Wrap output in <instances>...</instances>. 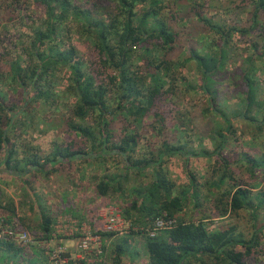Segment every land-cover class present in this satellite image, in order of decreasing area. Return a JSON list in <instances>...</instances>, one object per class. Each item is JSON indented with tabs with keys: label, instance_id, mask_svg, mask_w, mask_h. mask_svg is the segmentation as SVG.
I'll use <instances>...</instances> for the list:
<instances>
[{
	"label": "rangeland",
	"instance_id": "rangeland-1",
	"mask_svg": "<svg viewBox=\"0 0 264 264\" xmlns=\"http://www.w3.org/2000/svg\"><path fill=\"white\" fill-rule=\"evenodd\" d=\"M180 4V10V6L171 7L178 13L176 29L180 39L169 58L174 62L172 75L164 78L165 90L173 89L174 94L157 97V102L165 104L161 119L168 116L165 118L167 125L148 116L142 127L118 120L113 128L118 135L126 127L129 134H137V157L153 156L155 159L165 143H186L188 151L204 148L213 150L214 146L207 135L216 137V133H228L224 151L231 172L236 183L252 190L257 205L256 196L262 192L264 196V126L261 128L259 122L264 114H260L257 108V102H264V56H261L264 53V40L260 28L243 32L252 28L250 14L253 5L242 0H182ZM35 5L33 0H0V56L5 54L0 59V79H4L0 82V101L5 98L8 107L17 102L12 113L16 125L9 134V140L10 144L18 148L20 159L26 157L30 160L45 157L55 144L70 138L64 133H67L70 109L74 104V97L67 92L71 76L67 68L59 67L50 80L52 96L49 104L40 101L30 105L31 109L28 110L21 107L23 102L18 93L19 87L13 84L9 75H5L12 61L20 60L24 65L28 37L33 35L41 19L40 13L35 11ZM165 13L170 16L169 10ZM197 13L210 21L207 23L218 25L226 32L232 30L223 66L213 76V89L217 93L214 111L209 110V99L200 89L202 74L194 52L206 56L208 50L215 49L217 45L223 46L224 40L221 33L213 30L210 24L199 20ZM70 38L84 61L87 60L88 51L77 41V36ZM155 56L162 57L159 53ZM137 62L140 71L145 74L146 63L141 59ZM246 76L253 81L252 89L248 86ZM247 93L256 96V104H253L249 114L246 113ZM33 94V89H29L27 104ZM222 114L232 122L233 127L229 131ZM163 161L164 167L157 164L155 169L162 170L176 183V195L187 193L188 201L183 212L186 219L208 217L207 224L211 229H225L228 224L236 222L246 231H254V221L249 211H244L239 219L229 214L221 217L233 182L228 178L226 183L220 182L225 168L216 158H191L189 173L183 156H169ZM1 170L0 236L16 243L23 251L17 257L11 253L1 255L5 259H1L0 264H115V248L122 243V239L126 240L125 249L128 252L120 257L121 264H149L146 236L149 237L148 230L156 226L155 223L141 226L134 221L136 219L139 222L140 217L135 218L133 214L136 212L133 213L129 207L139 198L129 189H140L151 184L154 180L151 169L139 176L131 173L132 177L125 184L128 189L125 200L116 196L103 198L97 193V183L103 176L124 171L120 158L66 162L54 166L49 173L29 170L30 173L25 176L27 191L15 172L13 174L5 170L4 166ZM191 174L195 178L193 183L189 177ZM29 188L40 193L41 199L45 200L46 211L55 220L50 241L36 240V237L41 236L39 209L37 198ZM261 199L263 197L259 195L258 200ZM10 200L14 201L16 216L6 209ZM256 214L258 221H255L261 227L264 225V206L258 208ZM157 229L158 234L166 231L161 226ZM98 232H111L114 235L104 237ZM87 237L92 240L85 249ZM259 239L261 252L254 260L248 261L249 264H264V230ZM9 256L11 259H7Z\"/></svg>",
	"mask_w": 264,
	"mask_h": 264
},
{
	"label": "trees",
	"instance_id": "trees-1",
	"mask_svg": "<svg viewBox=\"0 0 264 264\" xmlns=\"http://www.w3.org/2000/svg\"><path fill=\"white\" fill-rule=\"evenodd\" d=\"M33 1L36 4L35 11L40 13V23L32 32L33 35L28 37L24 49V65L20 60L12 61L10 70L5 75H9L13 84L19 87L18 93L23 102L21 107L28 110L31 109L30 105L40 101L49 104L52 96L50 80L58 69H69L71 76L67 92L74 97V104L70 109L67 133L64 134L70 138L55 144L51 153L45 157L37 160L26 157L20 159L18 148L15 144H10L9 140V134L16 125L12 113L17 102L8 107L5 105L6 99L1 98L0 173L4 166L5 170L15 172L22 179L30 173L29 170L49 173L54 166L66 162L120 158L124 171L103 176L97 183L98 195L103 198L116 196L125 200L128 190L125 184L132 177L131 173L139 176L151 169L154 176L151 184L140 189H129L139 198L132 202L129 209L139 214L133 215L135 218L140 217L138 219L142 221H134L141 226L158 220L172 222L173 225L154 237L146 236L149 264H249L248 261L254 260L261 252L259 235L263 232L264 225L257 226L256 213L258 208L264 206V196L263 192L259 193L263 199L258 200L257 195L258 203L255 205L252 190L236 183L224 151L228 133H216V137L207 135L214 146L213 150L204 148L188 151L186 143H165L155 159L153 156L137 157V134H129L126 127L118 135L113 128L118 120L142 127L148 116H153L155 120L167 125L165 118L168 116L163 115L165 118L161 119L165 104L157 102V97L174 94L173 89L165 90L164 78L172 75L174 62L169 58L180 39V33L176 29L178 13L171 10V7L180 6V10L182 5L179 3L182 0ZM242 1L253 5L250 14L252 28L243 32L260 28L264 40V0ZM166 10H169V17ZM196 17L204 23L210 22L201 13H197ZM207 24L217 33H221L224 40L223 46L217 45L215 49L208 50L206 56L194 52L202 74L200 89L209 99V110L214 111L217 93L213 89V76L223 66L232 30L226 32L218 25ZM73 35L77 36V41L88 51L87 60L84 61L77 46L71 43L70 37ZM157 53L162 57L155 56ZM4 56L2 54L0 59ZM140 59L146 63L145 74L138 66L137 60ZM3 80L1 77L0 82ZM246 81L252 89L253 81L249 77ZM31 88L34 94L27 104V95ZM245 101L248 108L246 113L249 114L253 104H256V96L247 93ZM257 105L260 114H264V102H257ZM222 116L228 124L227 130H231L232 122L225 114ZM259 122L262 128L264 117ZM169 156H183L188 173L191 158H216L225 168L220 182L226 183L227 178L233 182L221 217L229 214L239 219L244 211H249L254 221V231L248 232L236 222L228 224L225 229H211L207 224L208 217L199 220L186 219L183 212L188 201L187 193L176 195V183L167 174H163L162 170L155 169L157 164L164 167L163 159ZM189 177L191 181L195 179L192 174ZM10 202L6 209L16 216L14 201ZM39 214L42 221L39 226L41 236L36 237V240L50 241L55 220L45 207L39 206ZM99 233L104 237L114 235L111 232ZM121 241L115 248V264H121L120 257L128 252L125 249L126 240ZM22 251L16 243L0 240V256L11 253L17 257Z\"/></svg>",
	"mask_w": 264,
	"mask_h": 264
},
{
	"label": "built area",
	"instance_id": "built-area-1",
	"mask_svg": "<svg viewBox=\"0 0 264 264\" xmlns=\"http://www.w3.org/2000/svg\"><path fill=\"white\" fill-rule=\"evenodd\" d=\"M155 228L153 229V230H151V229H149L148 230V233H149V236H151V237H154V236H156V235H158V229H157V227H159V226H161V227H163V228H166V229H169V228H172L173 227V225H172V222H167V221H165V220H158V221H156L155 222ZM156 230H158V231H156ZM97 239H98V237H96ZM97 239H95V240H97ZM0 240H3V241H8V239H6L5 237L3 238L2 236H0ZM92 240V238L91 237H87V239L85 240V242H84V248L85 249H87L88 248V243L90 242ZM100 252V251H99ZM98 257L100 256V254H98L97 255Z\"/></svg>",
	"mask_w": 264,
	"mask_h": 264
},
{
	"label": "crops",
	"instance_id": "crops-1",
	"mask_svg": "<svg viewBox=\"0 0 264 264\" xmlns=\"http://www.w3.org/2000/svg\"><path fill=\"white\" fill-rule=\"evenodd\" d=\"M25 178H26V177H24V178H22V179L20 178V179H21V181L23 182V186L25 187V190L27 191L28 189H27L26 187H27V184H28L27 182H28V181H26L27 179H25ZM29 190H30L31 193L34 192L33 194H34V196L37 198V203H38V207H37V208L39 209V206H42V207L47 208L46 205H45V203H44L45 200L43 201V200L41 199V195H40V193H36L37 191H33V189H31V188H29ZM38 197H39V198H38ZM40 201H41V202H40ZM38 216H39V218H40L39 210H38ZM41 222H42V221H41V219H40V225H41ZM40 225H39V226H40ZM9 257H10V258H9ZM9 257H8L7 259H11V256H9ZM1 259H2V260L5 259L4 256H1V257H0V260H1ZM148 259H149V256H148Z\"/></svg>",
	"mask_w": 264,
	"mask_h": 264
}]
</instances>
